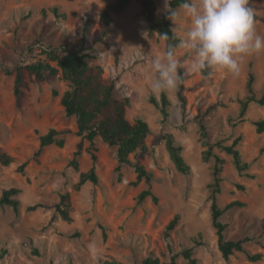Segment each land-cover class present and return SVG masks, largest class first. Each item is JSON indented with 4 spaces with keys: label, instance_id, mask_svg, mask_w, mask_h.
<instances>
[{
    "label": "rangeland",
    "instance_id": "374dc122",
    "mask_svg": "<svg viewBox=\"0 0 264 264\" xmlns=\"http://www.w3.org/2000/svg\"><path fill=\"white\" fill-rule=\"evenodd\" d=\"M113 1L0 0V152L12 157L9 165L0 163V197L5 189L20 190L16 195L20 202L17 212L11 206L0 205V240L6 248L0 264H109L113 260L136 264L147 255L167 261L165 226L175 214L179 221L170 238L174 252L193 246L196 264H264V153H260L264 132L258 133L252 124L264 119V105L250 103L244 119L239 120L249 72L254 74L256 95L264 91V52L243 57L239 75L212 70L202 76L187 71L192 57L178 46L177 56L187 76L183 91L186 104L183 109L176 92L168 93L164 117L150 102L151 96L159 100L160 94H152L148 83L155 76L152 62L165 52V39L157 32H148V23L136 0L113 14L111 23L105 25L99 14ZM154 1L156 14H163L164 0ZM249 7L257 17V32L264 36V0H249ZM177 10L183 12L181 8ZM86 21L84 46L92 48L88 51L92 61L103 67L105 80L114 82L116 96L130 98L127 119L134 122L141 118L149 127L144 139L146 149L128 156L132 164H119L116 148L97 137L93 147L83 140L77 168L71 166L80 137L75 134V117H66L60 104L66 82L60 74L38 79L24 67L29 56L41 57L36 40L54 47L79 49ZM190 26L189 18L182 16L173 29L181 38ZM17 68L21 83L15 97ZM211 106L213 109L203 118L208 140L230 144L239 136L237 147L242 159L249 163L246 172L253 175L239 173L231 156L214 149L225 159L217 205L224 207L232 200L245 204L221 216L220 220L227 224L225 238H248L243 243L245 250L262 254L256 261L239 251L225 260L218 249L209 198L213 161L202 160L205 147L197 117ZM50 128L66 131L59 135L64 137V145L45 146L34 157L39 136ZM167 134H172L181 146L190 167L188 174L180 173L172 162L166 148ZM92 151L97 156L94 163ZM25 161L20 172L18 168ZM134 163L143 165L151 174L150 188L158 199L156 203L150 196L138 201V194L148 184L144 178L134 183ZM92 166L98 183L87 181L76 188L80 173ZM236 184H242L244 189ZM64 192L70 193L73 205L69 222L53 217L55 204ZM34 204L40 206L29 209ZM177 264L188 263L179 256Z\"/></svg>",
    "mask_w": 264,
    "mask_h": 264
},
{
    "label": "trees",
    "instance_id": "16d2710c",
    "mask_svg": "<svg viewBox=\"0 0 264 264\" xmlns=\"http://www.w3.org/2000/svg\"><path fill=\"white\" fill-rule=\"evenodd\" d=\"M130 1L131 0H114L99 14V19L105 25H109L113 19L112 15L124 10ZM136 1L139 2L148 23V32L151 34L157 32L162 38H164L162 33H167V38H164L166 42L165 50L169 45L176 46L177 48L180 43V36L172 28V22L166 18L165 13L161 15L156 14L157 7L155 1ZM183 2L184 0H171V7L178 9ZM53 11L56 12L57 8L54 7ZM256 18L254 14V20ZM87 25L88 21H86L83 26L81 33L82 45L79 49L71 50L65 45L54 47L40 40H36V43L41 47V57L29 56V60L24 67L38 79L54 77L60 74L61 79L66 82L67 87L60 97V104L63 107L66 117H75L77 127L75 134L80 137L79 142L76 144L73 158L70 161L71 166L77 168L76 158L80 155L83 148V140L86 139L90 147H93L97 137H100L105 143L116 148L119 164H132L128 156L138 149H146L144 139L149 132V127L147 122L141 118L136 119L134 122H130L127 119L126 113L130 106V98L128 96H116L114 82L105 80L103 76V67L92 61L93 57L88 52L92 50V48L84 46ZM29 50H31V48H29ZM180 71L182 75H184V83L180 86L176 95L184 109L186 97L183 91L185 90L187 76L184 74V69ZM207 75H209L207 71L202 74V76ZM254 79L253 72H249L246 84L247 95L240 101L239 120L244 119L250 103L264 105V91L260 96L256 95L253 88ZM20 83L21 76L17 68L13 86V94L15 97L19 95ZM150 102L160 109L164 117L167 116V107L169 105L167 94L160 93L159 100L151 96ZM212 109V106L208 107L197 117L199 118L200 135L203 140V146L205 147L202 151V160L206 162L212 159L213 161L209 198L211 200V223L217 236L218 249L225 260H228L232 254L239 251L245 253L249 260L256 261L261 259L262 254L260 252L251 254L245 250L243 243L247 241L248 238L238 240L225 238L227 224L220 220L221 216L225 211L237 206L242 207L245 204L238 200H232L224 207H219L216 203V194L220 192V186L223 180L221 173L225 163V159L220 155L219 151L231 156L232 162L239 173H244L247 177H253V175L246 172L249 163L242 159L240 150L237 147L240 142L239 136L235 137L230 144H225L222 140L213 143L208 140L209 134L203 123V118H205ZM252 124L258 133L264 132V119L254 120ZM63 133H66V131H57L55 128H50L46 133L40 135L39 145L37 150L33 153V156H38L42 149L48 145L54 144L58 147H62L65 140L64 137L59 135ZM165 140L167 151L176 169L180 173L188 174L190 167L181 154V146L175 142L172 134H167ZM215 148L219 151H214ZM260 153H264V147L260 150ZM90 157L93 163L96 162L97 156L94 151L90 153ZM11 162L12 157L6 152L1 151L0 163L2 165H9ZM26 163L27 161L20 164L18 168L20 172L23 171ZM133 165L136 171V180L134 183L144 178L145 182L148 184V188L140 191L138 194V201L142 202L147 196H150L153 202L156 203L158 199L150 188L151 174L145 170L143 165L138 163H134ZM87 181L93 184H97L99 181L94 166L88 171L80 173L76 188H79ZM236 187L240 190L244 189L242 184H236ZM19 192V188L16 187L3 190L0 197V205L11 206L13 210L17 212L20 202L18 198H16V195ZM38 206H40V204H34L29 206V209H34ZM72 210L71 195L69 192H64L60 194L59 200L55 204L53 217L58 216L63 221L69 222L72 220ZM178 221L179 215L175 214L165 226V236L169 241L167 244V249L169 251L167 261H160V259L154 255H147L136 264H177V258L179 256H182L188 264L197 263L193 246L184 248L179 252H174L172 249L170 243L171 233L178 224ZM262 228L264 230V221L262 223ZM102 229L103 236L105 237L104 228L102 227ZM2 244L0 240V257L6 253V248H4ZM195 244L198 245L196 242ZM109 264L118 263L113 260L109 262Z\"/></svg>",
    "mask_w": 264,
    "mask_h": 264
},
{
    "label": "clouds",
    "instance_id": "9594fccd",
    "mask_svg": "<svg viewBox=\"0 0 264 264\" xmlns=\"http://www.w3.org/2000/svg\"><path fill=\"white\" fill-rule=\"evenodd\" d=\"M180 8L182 13L171 7V0H164L162 11L172 21V28L182 16L190 20L191 26L179 43L186 50L184 54L192 57L187 66L190 73L224 70L239 75L243 57L264 52V36L257 32L249 0H184ZM162 35L167 38V33ZM151 68L155 73L148 83L152 94L175 93L184 83L180 70L185 65L177 56L176 46L169 45Z\"/></svg>",
    "mask_w": 264,
    "mask_h": 264
}]
</instances>
